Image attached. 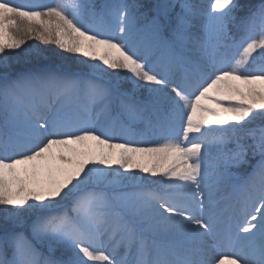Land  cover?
Instances as JSON below:
<instances>
[{
    "label": "snow or ice",
    "instance_id": "6c2138e0",
    "mask_svg": "<svg viewBox=\"0 0 264 264\" xmlns=\"http://www.w3.org/2000/svg\"><path fill=\"white\" fill-rule=\"evenodd\" d=\"M0 264H264V0H0Z\"/></svg>",
    "mask_w": 264,
    "mask_h": 264
},
{
    "label": "trees",
    "instance_id": "16d2710c",
    "mask_svg": "<svg viewBox=\"0 0 264 264\" xmlns=\"http://www.w3.org/2000/svg\"><path fill=\"white\" fill-rule=\"evenodd\" d=\"M14 2L16 3H22L24 2V0H14ZM49 2H51V0H49ZM141 2H144V0H141ZM197 2H200V0H197ZM204 3H207L208 0H203ZM150 36L145 35L144 39L148 40L150 39ZM28 44L32 45L34 48H39L41 50H45V54H47V50H55V45L52 44H43L38 40L35 39H31L28 41ZM69 56V61L70 63L75 66L76 64H78V54H66ZM13 63H15V61H13ZM257 123H260V121L258 120ZM156 137L154 136H150L149 139H155Z\"/></svg>",
    "mask_w": 264,
    "mask_h": 264
},
{
    "label": "rangeland",
    "instance_id": "374dc122",
    "mask_svg": "<svg viewBox=\"0 0 264 264\" xmlns=\"http://www.w3.org/2000/svg\"><path fill=\"white\" fill-rule=\"evenodd\" d=\"M77 58H78V62H79L80 60L85 59L82 55H78Z\"/></svg>",
    "mask_w": 264,
    "mask_h": 264
}]
</instances>
